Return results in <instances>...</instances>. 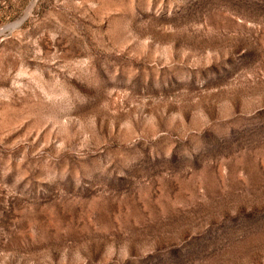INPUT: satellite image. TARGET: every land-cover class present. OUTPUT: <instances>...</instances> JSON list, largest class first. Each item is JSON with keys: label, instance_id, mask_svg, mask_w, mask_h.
<instances>
[{"label": "rangeland", "instance_id": "obj_1", "mask_svg": "<svg viewBox=\"0 0 264 264\" xmlns=\"http://www.w3.org/2000/svg\"><path fill=\"white\" fill-rule=\"evenodd\" d=\"M0 32V264H264V0H0Z\"/></svg>", "mask_w": 264, "mask_h": 264}, {"label": "water", "instance_id": "obj_2", "mask_svg": "<svg viewBox=\"0 0 264 264\" xmlns=\"http://www.w3.org/2000/svg\"><path fill=\"white\" fill-rule=\"evenodd\" d=\"M20 22H22V21H20ZM20 22H18L17 24H13V25L7 26L6 28H7V29H13V28H16V27L20 24Z\"/></svg>", "mask_w": 264, "mask_h": 264}, {"label": "bare ground", "instance_id": "obj_3", "mask_svg": "<svg viewBox=\"0 0 264 264\" xmlns=\"http://www.w3.org/2000/svg\"><path fill=\"white\" fill-rule=\"evenodd\" d=\"M1 33V32H0Z\"/></svg>", "mask_w": 264, "mask_h": 264}]
</instances>
